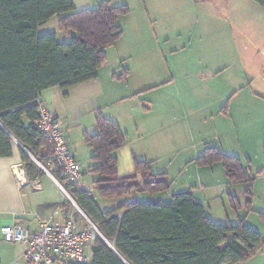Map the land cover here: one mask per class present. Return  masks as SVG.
I'll use <instances>...</instances> for the list:
<instances>
[{"label": "crops", "instance_id": "1", "mask_svg": "<svg viewBox=\"0 0 264 264\" xmlns=\"http://www.w3.org/2000/svg\"><path fill=\"white\" fill-rule=\"evenodd\" d=\"M101 1L73 0L77 10L96 7ZM193 1L202 6V11L192 23L202 24L204 29L200 32L206 39L203 34L188 29L192 23L188 22V26L184 20L178 21L172 14L176 10L172 6L170 11H165V0H135V11L120 18H127V36L131 37L128 46L122 41L126 34V25L122 22L123 35L107 49V59L100 67L98 77L67 90L49 88L40 98L59 117L70 146L82 164L85 189L94 194L96 178V174L89 170L93 164V149L85 141V133L97 132L95 115L101 110L127 133L126 147L130 148L132 156L152 162L155 173H166L172 181L168 193L152 197L134 192L112 199L116 207L152 199L168 202L173 194L192 190L214 220L209 212L210 201L225 191L224 186L231 190L236 188L233 192L228 190L229 198H245L246 185L231 182L227 176L226 181L218 182L213 168L220 163L198 166L193 160L202 154L205 146H214L243 161L254 178V196L258 184H264V8L254 0H236L228 11L215 12L211 11L215 4L226 3V0ZM120 4L127 3L115 2V5ZM212 5L214 7L210 10ZM51 20L39 27V34L50 32L47 29ZM215 20L222 22L225 28L210 27ZM223 20L229 24L226 26ZM55 33L58 39V32ZM242 34H250L257 43H243ZM135 43H140L143 50H148L154 43L166 59V69H169V60L177 53L191 51L197 55L176 63L172 61L171 74L164 77L147 72L153 64L142 60L144 72L134 80L138 69L130 64L132 60L127 52L135 49ZM167 46H170L169 50ZM201 47L207 48L210 55L198 54ZM217 50L227 52V57H214L212 51ZM125 67L129 69L127 77L115 78L114 74H120ZM137 118L141 122H136L141 130L137 142L145 140L142 150L130 140V123ZM184 135L189 145L182 144ZM184 147L186 151H183ZM21 149L15 139L12 155L0 157V264H29L24 258L26 245L5 241L4 226L18 222L30 229H38L41 222L51 216L64 217L69 206L56 177L45 171L40 178H26L22 184L17 183V168L24 166ZM151 153L155 155L151 156ZM159 162L161 165L157 166ZM190 167L192 175L188 178L192 177V181L173 191V181L181 178L185 170L189 172ZM130 169L121 175L133 173L134 166ZM201 169L204 170L203 176ZM34 181L40 184V188L34 187ZM247 216H243L246 222ZM262 238L261 251L239 264H264V236Z\"/></svg>", "mask_w": 264, "mask_h": 264}, {"label": "trees", "instance_id": "2", "mask_svg": "<svg viewBox=\"0 0 264 264\" xmlns=\"http://www.w3.org/2000/svg\"><path fill=\"white\" fill-rule=\"evenodd\" d=\"M254 1L264 8V0ZM129 11L127 4L112 0L81 10L73 0H0V157L11 156L12 143L19 141L29 180L45 174L31 156L50 169L51 145L36 126L37 100L49 88L67 90L97 78L107 49L123 35L119 19ZM55 17L58 30L71 34L69 41L59 42L55 32L39 34V27ZM128 72L125 67L114 77L124 79ZM95 119L97 132L85 133L93 149L89 170L96 174L95 193L51 170L102 234L96 236L88 264H239L261 251L262 235L245 217L236 224L214 221L192 190L175 193L168 202L137 201L102 211L99 198L134 192L156 197L168 193L172 181L137 156L134 173L121 175L117 152L127 144V133L101 110ZM193 161L200 167L220 163L229 181L246 185V207L253 210L254 178L239 157L207 145ZM230 202L239 203L235 196ZM258 214L264 219V213Z\"/></svg>", "mask_w": 264, "mask_h": 264}, {"label": "built area", "instance_id": "3", "mask_svg": "<svg viewBox=\"0 0 264 264\" xmlns=\"http://www.w3.org/2000/svg\"><path fill=\"white\" fill-rule=\"evenodd\" d=\"M37 103L39 119L36 126L51 145L46 157L50 169L38 160L39 164L49 175L54 176L51 170L58 169L66 182L83 186L82 164L70 146L58 115L41 98ZM15 175L17 183L22 184L27 178L24 166L17 168ZM57 182L64 193H68L59 180ZM33 183L36 189L40 188L37 181ZM2 234L7 242L26 245L24 258L29 264H88L92 245L99 235L97 227L86 216L71 210L64 217L51 216L43 220L38 229L13 222L2 228Z\"/></svg>", "mask_w": 264, "mask_h": 264}, {"label": "rangeland", "instance_id": "4", "mask_svg": "<svg viewBox=\"0 0 264 264\" xmlns=\"http://www.w3.org/2000/svg\"><path fill=\"white\" fill-rule=\"evenodd\" d=\"M122 1L129 4V8H130L129 13L130 12L132 13L135 11V9H136L135 0H115L113 4L115 5V2H122ZM136 1H138V0H136ZM165 1L167 4V5H165V11H166V9H168L170 11V9L173 7L174 10L176 9L175 12L172 13V14H174V17L176 16L178 21L184 20L188 24V26H189V23H192V21H194V19L197 18L198 13L200 14V11H202L201 10L202 6H197L193 0H165ZM216 2H218V0ZM235 2H237V1L236 0H226V3H220V4L216 3L215 7H214V5L209 6V7H210V10L213 9V7H214V10H211V11L223 12L224 10L228 11L229 10L228 7L233 6V3H235ZM236 4H239V3H236ZM168 13H170V12H168ZM126 21H127V18H123V20L120 19V23L123 22L124 25H126L124 27L126 34L122 40L124 42V46L125 45L128 46V39L131 38V37L129 38L127 36L128 35L127 34L128 29H127V22ZM215 21H216V23L210 25V27H217V29L225 28V26H223L222 22H220V21L217 22V20H215ZM223 22L225 25L229 24L225 20H223ZM218 24L220 25L219 27H218ZM49 25L50 26L48 27L47 30H50V32H52V31L58 32V35H59L58 41L59 42H67L71 39V36L68 37L66 32H64V31L61 32L58 30V22H57L56 17L52 18ZM201 25H199V23H197L196 25L192 23V25H190L188 27V29H191L190 30L191 32L194 31L195 34H197V33L203 34L202 37H204L206 39L204 33L200 32L201 30L204 29L201 27ZM169 27L170 26H168L167 28H169ZM42 32H44V31H41V33ZM240 36L243 39V43H247V44L248 43L249 44L257 43L256 41L254 42V38L250 34H246V35L242 34ZM223 37L225 38L224 35H223ZM221 39H222V36H221ZM134 46H135V49H133V50L130 49V51L127 52V54L129 53V56H131L130 58L132 61L130 64H132L135 68L138 69V71L136 70L134 80L139 79L140 76L142 75V72H144L142 60H146L148 63L150 62L151 65L153 64V68L148 67L147 72H149L151 74L158 73L159 76L164 77L165 74H166V76L171 74L170 68H172V61L173 62L175 61V63H176L177 60H180V59L186 60L187 58L191 59L194 55H197V53L191 52V51L177 53L175 56H172V58L169 60L170 61L169 69H166V59H164V57L162 56V51H160L159 48L154 43L148 47V50H143L140 43H135ZM169 48H170V46H167V50H169ZM200 49L202 51L198 54L204 55L206 53V54L210 55V53L207 52V48L201 47ZM212 54L214 57H218V56L227 57L228 53L227 52H221L220 50H217V51H212ZM150 64L147 66H150ZM231 71L233 72V70H231ZM136 122L141 123L140 119H138V118L135 120H131L130 127L132 128V130L130 131V140H134L133 142H135V145L137 147H139L140 150H142L145 146V140L140 141L139 143L137 142L138 136H139L138 134H139V132H141V130H139L138 126H136ZM183 139L184 140L186 139L185 135L183 136ZM166 140H167V137H166ZM166 140H165V142H166ZM168 141H169V138H168ZM170 141H171V138H170ZM184 143H186V145H189L187 140H185V142L182 141V144H184ZM186 150H187L186 148L183 149V151H186ZM118 153H119L118 162H119L120 174L130 172V170H132V169H130V167H132V165L134 166V156H132L130 148L128 146L126 147V145H124L121 149H119ZM154 155H155V153H151V156H154ZM34 158H36V157H34ZM160 165H161V162H159L157 164V166H160ZM177 166H179V165H177ZM174 167H175V165H174ZM192 167L189 168L190 171L187 173L185 170V172L181 178L177 179L176 181H173L174 182L173 183L174 185L172 188L173 191L180 190L181 188H184L186 186V184H188L192 181V177L188 178L190 175H192V173H191ZM194 167H196V166L194 165ZM133 171H135V168ZM213 172H214V177L216 178V180L218 182L226 181L225 171H224V168L221 164L214 166ZM203 173H204V170L201 169V175ZM85 185L87 186L88 184L85 183ZM260 185L261 184L259 183L257 186L256 193H255L256 195L253 196V198H252V205H253L252 208H254L255 211L254 210H250V211L248 210V208L246 207V200L244 197L238 198L239 203L238 204L236 203V206L234 207L230 202V198H229L227 192H228V190H229V192H233V190L236 188H234L235 187L234 186L233 187L234 189L231 190L228 188L226 189V187L224 186L225 191L223 193L219 194L217 198H213L209 203L210 204L209 212H210L211 216H213L214 220L216 222H219V223L229 222L232 224H236L239 220V217L242 218L244 215L248 214L246 223L249 226H251L252 228H254L256 230L257 229L260 230L262 232L261 233L262 236H264V219L256 212V211H259V212L264 211V184L261 186ZM66 199H68V198L66 197ZM112 199H115V198H108V199L107 198H99V201H97V204L101 208L110 210V209H113L114 207L117 206L113 202L114 200H112ZM68 210L75 211V213H77V214L79 213V210L75 206H73V204L68 206Z\"/></svg>", "mask_w": 264, "mask_h": 264}, {"label": "water", "instance_id": "5", "mask_svg": "<svg viewBox=\"0 0 264 264\" xmlns=\"http://www.w3.org/2000/svg\"><path fill=\"white\" fill-rule=\"evenodd\" d=\"M18 143H19V145L25 150V148L20 144V142L18 141ZM26 151V150H25ZM32 157V159H33V161L35 162V163H37L40 167H41V165L39 164V161H38V159H36V158H34L33 156H31ZM42 169H43V167H41ZM44 170V169H43ZM66 193V192H65ZM66 195L68 196V198H69V200L72 202V204H73V206H75L78 210H79V212L81 213V214H83L84 216H86L87 217V215L81 210V208L76 204V202L72 199V197L68 194V193H66ZM87 219L92 223V224H94L88 217H87ZM95 225V224H94ZM96 226V225H95ZM97 227V226H96ZM97 229H98V227H97ZM98 233H99V235L100 236H102V234H101V232L99 231V229H98ZM106 240V239H105ZM107 241V240H106ZM108 242V241H107ZM109 243V242H108ZM110 244V243H109ZM110 246L114 249V247L110 244Z\"/></svg>", "mask_w": 264, "mask_h": 264}]
</instances>
